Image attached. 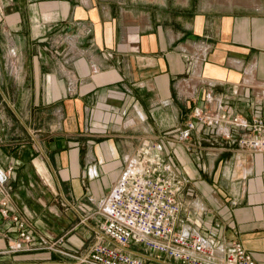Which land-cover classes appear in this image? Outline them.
Listing matches in <instances>:
<instances>
[{
    "label": "crops",
    "instance_id": "obj_1",
    "mask_svg": "<svg viewBox=\"0 0 264 264\" xmlns=\"http://www.w3.org/2000/svg\"><path fill=\"white\" fill-rule=\"evenodd\" d=\"M134 2L153 7L0 0V179L36 233V248L12 250L16 235L0 216V264H70L144 141L187 182L182 226L234 239L264 264V152L229 143L192 113L264 116V0Z\"/></svg>",
    "mask_w": 264,
    "mask_h": 264
},
{
    "label": "built area",
    "instance_id": "obj_2",
    "mask_svg": "<svg viewBox=\"0 0 264 264\" xmlns=\"http://www.w3.org/2000/svg\"><path fill=\"white\" fill-rule=\"evenodd\" d=\"M192 113L199 124L216 127L229 143L264 152V116H230L206 107H194ZM2 183L0 179V216L16 235L11 249L36 248L34 229L12 206ZM186 185L156 142L141 143L99 201L92 241L68 254L70 264H256L238 241L182 226L180 195ZM56 242L46 247L54 248Z\"/></svg>",
    "mask_w": 264,
    "mask_h": 264
},
{
    "label": "rangeland",
    "instance_id": "obj_3",
    "mask_svg": "<svg viewBox=\"0 0 264 264\" xmlns=\"http://www.w3.org/2000/svg\"><path fill=\"white\" fill-rule=\"evenodd\" d=\"M43 1L47 2V3H45L46 6H50L51 5V3H50L51 0H43ZM118 1H121V4H122L123 7L126 6L127 9H133V10H137L138 9L141 13H143V12L148 13V12L151 11V9L153 7L152 5H149V4H144L143 6L136 5V2H134L135 0L134 1L133 0H118ZM42 8H44V7L42 6ZM156 8L158 9L159 13L161 14L162 19H168V12H169L168 11V8H169L168 6H161V7L158 6ZM32 10L35 11V12L40 13V7L39 6L33 8ZM46 12H47L48 16H50L49 14H50L51 11H46ZM144 20H145V24H147L148 23V19H147L146 16H145ZM64 36H67V37L72 36V33H69V34L65 33ZM75 39H76V41H75ZM24 40L25 39H23V38L17 39L18 46L24 45ZM53 40H54L53 38H50V39L48 38L47 40H45L43 42H39L38 44L52 45V44L55 43ZM67 40L71 41L72 44H75V42L76 43L79 42V36H77V37L76 36L75 37H69ZM33 41H34V43H36V39H33ZM4 45L5 44L3 43V46ZM2 56L4 58L8 57V54H6L3 49H2ZM11 56H13V55H11ZM23 62H24V56L23 57L22 56L19 57L18 60H17V63H18L17 64V70L18 71H16L17 75L14 74L18 79H19V77L22 76L21 73L23 72L22 71L23 70V67H22ZM19 68H21L22 70L19 69Z\"/></svg>",
    "mask_w": 264,
    "mask_h": 264
}]
</instances>
